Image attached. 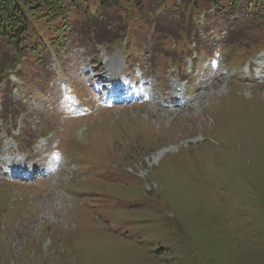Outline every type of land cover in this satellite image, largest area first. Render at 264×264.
Wrapping results in <instances>:
<instances>
[{
    "label": "rangeland",
    "instance_id": "374dc122",
    "mask_svg": "<svg viewBox=\"0 0 264 264\" xmlns=\"http://www.w3.org/2000/svg\"><path fill=\"white\" fill-rule=\"evenodd\" d=\"M165 5L172 6L171 0ZM162 7H148L142 15L150 24L139 40L131 37L129 20L125 31L113 36L107 25L87 29L80 20L63 39L66 45L55 49L50 46L49 37L56 36L48 31L50 24L36 25L28 43L48 41L42 50L54 53L44 65L20 62L25 80H12V91L0 86V92H7V102H0V161L12 156L16 145L6 136L14 122L5 125L2 119L12 111L7 108L11 96L21 95L20 108L11 107L18 123L13 129L17 134L24 124L28 140L14 157H28L26 152L32 151L30 164L43 165L47 175L22 180L6 176L0 167V264H264V79H234L235 69H227L224 57L212 60L204 54L188 95L195 100L168 107L170 100L161 92L168 87L164 77L180 54L179 40L190 30L178 5L183 28L162 37L160 26L170 31L166 23L174 21L159 13ZM209 13L216 16L208 11L203 17L202 12L198 23ZM231 19L232 27L225 20L219 24L229 30L243 28L253 39L248 18ZM247 38L237 44L244 40L252 45ZM120 44L136 48L130 60L143 65L145 76L134 88L146 85L150 74V80L158 79L153 87L159 105L135 101L100 108L82 93L95 94L85 83L87 72L94 70L92 60L102 61L105 71H120L126 61ZM237 58L243 60L239 54ZM253 64L259 75L264 52ZM40 68L45 75H36L33 82L31 70ZM132 71L133 76L142 75L141 68ZM67 79L77 85L70 104L88 109L76 118L65 113L64 92L71 85ZM56 158L53 171L50 164Z\"/></svg>",
    "mask_w": 264,
    "mask_h": 264
},
{
    "label": "trees",
    "instance_id": "16d2710c",
    "mask_svg": "<svg viewBox=\"0 0 264 264\" xmlns=\"http://www.w3.org/2000/svg\"><path fill=\"white\" fill-rule=\"evenodd\" d=\"M167 1L170 0H0V77L15 59L13 55H16V52L21 49H26V47L31 50V64L35 63V66L42 64L37 47L33 48L36 42L34 44L28 43L31 36L35 34L36 25H39L40 21L49 23L50 28L48 27V31L56 33V36L49 37V41L55 49L66 45L63 39L72 35L71 31L73 30L70 29L73 28L74 21L80 20L85 22L87 29L91 25H107L112 30L111 36L124 32L126 21L129 20L131 25L133 23V36L131 37L134 40H139V34L145 33V27L150 24L147 19L143 20L142 15L148 7L154 10L153 8H159L163 5L165 8L160 13L163 14L164 18H171L174 21L166 23V27H171L170 31L161 25L159 33L162 37H169L170 34L171 37L172 34L183 28L181 18L183 15L176 9L173 0H171L172 6H166ZM188 1L185 0V2ZM197 1L199 5L200 0ZM206 1L213 3L215 7L216 16L210 20V22L215 20L214 23H216L215 26L211 27L213 30L221 21L225 20V16H236L243 12L249 14L254 9H258L264 0ZM137 20H139L138 23ZM172 23L174 25L177 23L178 26H174ZM242 29L235 31V37L247 38L245 31ZM254 30L255 28L252 29L253 32ZM108 39L105 42H108ZM57 42H59V45ZM253 42L256 45L261 43L260 40L254 38ZM242 43V47L248 46L245 42ZM136 50V48L130 47L131 52ZM43 69L31 70V80L33 82L36 75H45ZM42 82L41 79L40 83ZM34 88L40 90L37 85Z\"/></svg>",
    "mask_w": 264,
    "mask_h": 264
},
{
    "label": "bare ground",
    "instance_id": "6f19581e",
    "mask_svg": "<svg viewBox=\"0 0 264 264\" xmlns=\"http://www.w3.org/2000/svg\"><path fill=\"white\" fill-rule=\"evenodd\" d=\"M11 163H12V166L14 167V166H17L18 167V169L20 168V167H26L27 165H26V160H24L23 158H20V159H13V161H11Z\"/></svg>",
    "mask_w": 264,
    "mask_h": 264
}]
</instances>
